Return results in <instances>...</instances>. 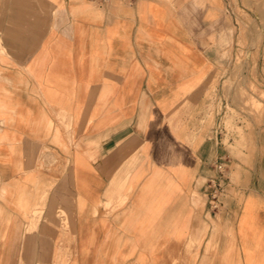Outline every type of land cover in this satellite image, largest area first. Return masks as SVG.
I'll return each mask as SVG.
<instances>
[{
  "label": "crops",
  "instance_id": "crops-1",
  "mask_svg": "<svg viewBox=\"0 0 264 264\" xmlns=\"http://www.w3.org/2000/svg\"><path fill=\"white\" fill-rule=\"evenodd\" d=\"M227 12L0 0V264H264V128L217 126Z\"/></svg>",
  "mask_w": 264,
  "mask_h": 264
},
{
  "label": "rangeland",
  "instance_id": "rangeland-1",
  "mask_svg": "<svg viewBox=\"0 0 264 264\" xmlns=\"http://www.w3.org/2000/svg\"><path fill=\"white\" fill-rule=\"evenodd\" d=\"M226 3L231 66L220 84L223 93L215 100V107L219 112L217 126L224 127V141L240 144L264 128V0ZM62 214L71 231L64 209ZM73 260L68 254L61 264H74Z\"/></svg>",
  "mask_w": 264,
  "mask_h": 264
},
{
  "label": "built area",
  "instance_id": "built-area-1",
  "mask_svg": "<svg viewBox=\"0 0 264 264\" xmlns=\"http://www.w3.org/2000/svg\"><path fill=\"white\" fill-rule=\"evenodd\" d=\"M106 1V0H103ZM215 167L218 170V175L215 177V186L214 189L212 190L210 196H211V202H210V207L212 212L215 214L219 208L220 205V200L219 196L221 191L224 190V184H222V180L228 178L227 175V163L224 161V159L218 161L215 164Z\"/></svg>",
  "mask_w": 264,
  "mask_h": 264
},
{
  "label": "bare ground",
  "instance_id": "bare-ground-1",
  "mask_svg": "<svg viewBox=\"0 0 264 264\" xmlns=\"http://www.w3.org/2000/svg\"><path fill=\"white\" fill-rule=\"evenodd\" d=\"M124 197L123 196H121L120 198H119V200H118V203L121 201V203L122 202H124V200L125 199H123ZM44 205V202H42V206ZM42 206H41V210H37L36 212H35V214H41V212H42ZM64 209V208H63ZM64 211L66 212V218H68L69 219V216H68V213H67V211L64 209ZM68 225V224H67ZM68 227H70V226H68ZM67 254H70V252L68 251L67 252ZM74 262H75V260H73ZM74 264H76V263H74Z\"/></svg>",
  "mask_w": 264,
  "mask_h": 264
}]
</instances>
